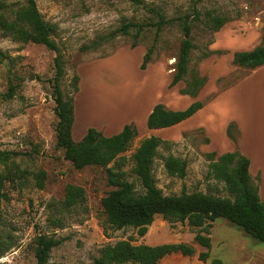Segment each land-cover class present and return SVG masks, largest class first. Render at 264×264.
<instances>
[{"label":"rangeland","instance_id":"1","mask_svg":"<svg viewBox=\"0 0 264 264\" xmlns=\"http://www.w3.org/2000/svg\"><path fill=\"white\" fill-rule=\"evenodd\" d=\"M35 1L44 20L55 28L53 39L58 52L43 44L14 40L0 29V175L5 178V197L0 203V264H37V240L44 234L62 240L47 264H94L104 246L121 240L153 246L187 243L196 249L192 257L172 254L160 264H212L214 260L222 264H264V243L224 218L216 219L210 228L212 248L207 262L198 260L200 253L208 251L194 240L200 230L191 229L187 222H170L159 215L145 236L134 228L116 230L105 225L102 200L115 188L105 167L92 165L78 170L65 159L64 150L57 145L59 119L55 112L59 86L67 98H75V142H80L90 128L113 122L127 121L124 126L133 124L139 130L146 104L150 106L154 97L164 93L165 73L172 76L177 68L185 20L191 26L193 49L179 93L199 74L209 83L223 56L264 46V0ZM14 2L6 10L25 5V0ZM215 17L229 20L218 32L211 29ZM126 25H130L127 34L121 32ZM224 39L239 41L225 44ZM149 49L152 61L143 70L141 65ZM219 50L223 54L203 60L205 54ZM58 56L60 66L56 63ZM208 59L212 61L205 65ZM250 73L233 67L227 76L214 81V93L203 101L208 103L215 93L231 88ZM75 75L80 77L76 94ZM259 76L219 101L209 117L211 124L215 120L220 128L226 117L239 121L245 130L246 150L249 145L256 163L264 166V74ZM183 105L180 102L177 106ZM165 136L161 138L175 145L159 148L152 171L164 195L203 192L232 198L223 183L207 178L210 161L205 147L210 138L203 128L183 131L180 136L176 129ZM145 138L148 135L138 131L131 147L120 155L125 158L123 167L118 159L109 164L125 172L139 192L143 189L133 172L132 156ZM169 154L187 162L184 178L167 172L164 159ZM254 171L252 167L250 173ZM42 173L45 177L40 187ZM68 185L85 190L84 210L64 209ZM259 194L264 201V179L263 184L260 180Z\"/></svg>","mask_w":264,"mask_h":264},{"label":"trees","instance_id":"2","mask_svg":"<svg viewBox=\"0 0 264 264\" xmlns=\"http://www.w3.org/2000/svg\"><path fill=\"white\" fill-rule=\"evenodd\" d=\"M14 0H0V29L4 35L14 40L34 42L45 45L49 50L58 52V45L53 39L55 28L46 22L40 13L35 0H25V5L17 9L6 10ZM229 20L215 17L211 21V29L218 32ZM130 25L122 28L121 32L127 34ZM185 39L181 46L177 68L173 72L170 87L185 81L188 74L193 42L191 26L184 22ZM137 46H133L135 48ZM224 51H212L203 56V60L213 54H223ZM149 49L144 56L141 69H146L151 63ZM60 66V57L56 59ZM233 64L237 67L253 71L264 66V46L259 45L251 51L235 52ZM77 82L75 94L78 93L80 77L74 76ZM208 82L206 76L199 74L192 82L187 83L181 94L196 98L201 89ZM14 90L10 89V96ZM56 108L58 116L57 145L64 150L65 159L78 169L87 166L105 167L109 176V183L115 189L102 200L106 215L105 225L116 230L134 228L140 236H145L156 216H162L170 222H187L191 229H199L194 240L207 252L199 254L198 260L207 262L212 248L210 228L218 218H224L235 226L241 228L249 236L264 243V201L260 198L261 176L255 178L250 173L251 160L238 149L233 152L217 154L211 152L206 155L209 164L207 178L223 183L232 198L216 197L208 193L195 192L181 195H164L157 186L153 176V165L158 156L159 148H169L175 145L161 137L152 135L142 140L133 154L135 166L134 174L138 177L143 192H139L135 184L126 179V174L117 168H110L109 164L118 159L120 167L125 165V158L120 157L126 152L138 136L137 127L133 124L126 125L117 135L106 137L97 129L90 128L80 142L72 138L75 120L74 97L67 98L64 92L56 86ZM205 105V102L196 101L187 109L173 111L163 104H158L148 117L149 129L170 128L191 118ZM227 135L236 144L239 142L240 131L235 123L227 129ZM208 141V140H207ZM165 168L171 176L184 178L187 174V162L173 154L165 159ZM121 169V168H120ZM45 174L39 179V186L43 187ZM5 178L0 175V203L4 199ZM86 203L85 190L76 185H68L63 202L66 210H84ZM104 226V231H107ZM201 232L205 233L203 235ZM62 240L48 234L41 235L37 240V264H47L52 251L60 246ZM172 254H181L192 257L196 254L194 246L187 243L160 244V245H135L130 240H121L115 244H107L101 250L100 258L94 264H160L161 261ZM212 264H222L214 260Z\"/></svg>","mask_w":264,"mask_h":264},{"label":"crops","instance_id":"3","mask_svg":"<svg viewBox=\"0 0 264 264\" xmlns=\"http://www.w3.org/2000/svg\"><path fill=\"white\" fill-rule=\"evenodd\" d=\"M239 41L238 39H224V43L225 44H229L231 42H227V41ZM242 42H244V40H240ZM226 45H222V48H225ZM212 61L211 59L206 60V62H204L205 65H207V62ZM233 67H235V65L233 64V53L230 55H226L223 56L220 60H219V64L217 65L216 69H214V76L211 77L210 82L206 83V85L201 89V91L199 92L198 96L196 98H192L190 96L187 95H183L181 94V90L184 89L186 87V83L185 86L183 88H181L180 93L177 92L180 89L181 86L180 83L184 82H180L178 83L176 86L172 87L171 90L169 89L168 85L170 86V83L172 81V76L168 75V73H165L167 76V83L165 85V91L164 93L158 95L157 97H154L155 100L153 101V103L149 106V104H146V107L144 108V112L141 111V113L143 112L144 116L141 119H139L140 123L142 126H139V133L140 134H146L148 135V137H151L152 135H156V136H160V137H168L165 136L167 132L176 130L179 132V136L183 131H188L194 128H203L207 134V136L210 138V144H208L205 149L208 153L217 151L220 154H224L227 152H233L235 150H239L243 155L247 156L248 158L251 159V167H250V172L252 167H255V171L254 173H251V175L253 177H256L257 175L261 176V180H262V184H263V179H264V166L260 165L258 163H256V157H255V153L253 154L251 152V150L249 149V145L247 147V150L245 148V135H244V129L243 126L240 124L239 121H237L234 117H226V120L224 121V123H222V128H220L219 126H217L218 124H216L217 122L214 120L213 124H211L210 121V117L209 115L211 114L212 109L215 107V105L221 101L222 99L228 97V95L241 90L244 86H248L250 83L249 81L251 79L255 80L257 78H259L262 74H264V66H261L253 71H251V73L249 75H247L244 79H242L239 83H237L236 85L232 86L229 89H226L222 92H217L215 93L212 98L210 100H208V103H205L204 107L199 110L195 115H193L191 118L181 122L178 125L173 126L172 128H165V129H154L151 130L148 128L147 126V121H148V117L151 114V112L153 111L154 107L157 104H163L165 105L168 109L173 110V111H181V110H185L187 109L192 103L196 102V101H202L205 99V97H207V95H210L212 92L214 93L216 85L214 84V81L218 78H222L227 76L233 69ZM237 67V66H236ZM240 68V67H239ZM204 76V75H203ZM246 83H248V85H246ZM184 103L183 106L179 107L177 106L179 103ZM74 103H75V98H74ZM144 102H142L143 104ZM75 107V104H74ZM144 107V105H143ZM76 114V113H75ZM201 118H204V121L201 120ZM191 121H195V123L193 125H188ZM235 122L240 130V139L239 142L236 144L232 139H230L227 135V129L230 123ZM75 123V120H74ZM125 123H127V121L122 122H113L112 124H106V125H99L97 126V129L102 130L103 131V135L107 134V133H121L124 129V125ZM74 126V125H73ZM88 131H86V133L83 135L85 137V135L87 134ZM106 137H111V135H104ZM113 136V135H112ZM83 137V138H84ZM222 137V140L224 142L219 143V138ZM82 138V139H83ZM171 139H176L175 137H169ZM263 147H264V142L262 143ZM251 149H252V143H251ZM253 151V150H252ZM263 155H264V149H263ZM256 163V166L254 165ZM263 190V187H262Z\"/></svg>","mask_w":264,"mask_h":264},{"label":"bare ground","instance_id":"4","mask_svg":"<svg viewBox=\"0 0 264 264\" xmlns=\"http://www.w3.org/2000/svg\"><path fill=\"white\" fill-rule=\"evenodd\" d=\"M110 113V112H109ZM109 115V114H108Z\"/></svg>","mask_w":264,"mask_h":264}]
</instances>
